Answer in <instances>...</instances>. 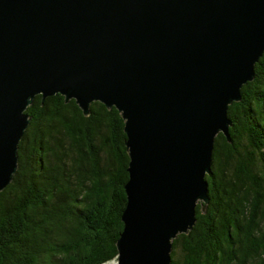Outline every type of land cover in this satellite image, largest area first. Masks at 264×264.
Listing matches in <instances>:
<instances>
[{
  "label": "water",
  "instance_id": "water-1",
  "mask_svg": "<svg viewBox=\"0 0 264 264\" xmlns=\"http://www.w3.org/2000/svg\"><path fill=\"white\" fill-rule=\"evenodd\" d=\"M263 53L264 0H0V191L36 95L114 106L129 156L116 264H171Z\"/></svg>",
  "mask_w": 264,
  "mask_h": 264
},
{
  "label": "trees",
  "instance_id": "trees-1",
  "mask_svg": "<svg viewBox=\"0 0 264 264\" xmlns=\"http://www.w3.org/2000/svg\"><path fill=\"white\" fill-rule=\"evenodd\" d=\"M214 140L208 202L172 239L171 264H264V53ZM0 191V264H113L129 156L124 119L92 101L36 95Z\"/></svg>",
  "mask_w": 264,
  "mask_h": 264
},
{
  "label": "rangeland",
  "instance_id": "rangeland-1",
  "mask_svg": "<svg viewBox=\"0 0 264 264\" xmlns=\"http://www.w3.org/2000/svg\"><path fill=\"white\" fill-rule=\"evenodd\" d=\"M112 263H113V264H116V263H117V261H116V260H114V261H112Z\"/></svg>",
  "mask_w": 264,
  "mask_h": 264
}]
</instances>
